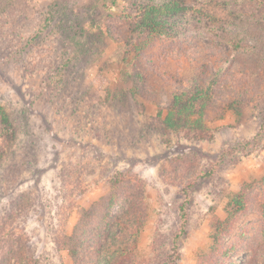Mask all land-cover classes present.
Returning <instances> with one entry per match:
<instances>
[{"label": "rangeland", "instance_id": "obj_1", "mask_svg": "<svg viewBox=\"0 0 264 264\" xmlns=\"http://www.w3.org/2000/svg\"><path fill=\"white\" fill-rule=\"evenodd\" d=\"M211 79L204 129L161 124ZM0 107V264H93L125 220L143 224L128 264H163L174 238L176 264L264 259V0H0Z\"/></svg>", "mask_w": 264, "mask_h": 264}, {"label": "trees", "instance_id": "obj_2", "mask_svg": "<svg viewBox=\"0 0 264 264\" xmlns=\"http://www.w3.org/2000/svg\"><path fill=\"white\" fill-rule=\"evenodd\" d=\"M162 10L169 11V7H164ZM152 12V11H151ZM147 16H153V14L149 13ZM233 49L235 51H239L241 49L246 48L248 45L246 43L242 44L240 42H232ZM224 83L226 85L230 84L234 87H239L240 78H236L241 73L233 69H227L224 71ZM214 79L210 80V84L206 87L197 86L194 89L183 88L178 91L173 98V103L170 106L166 115L162 116L160 112L158 114V120L161 122L163 126L168 129L179 131L183 129H188L191 132H197L205 127V116L206 112L209 109L210 105L213 103V94H212V85H216ZM0 116L3 121H8V116L6 112L0 107ZM186 193V197H187ZM232 205L234 206V211L231 212L224 221H217L218 228L224 230H228L235 220V218L243 212L245 209L244 198L241 196H235L232 200ZM262 226L264 229V205H262ZM181 223L182 229L185 225V208L181 207ZM125 225L124 230L128 233H131V238L122 245L117 246V250L112 252L111 254L100 253L99 255H95V260L92 262L93 264H128L127 262H132V256L134 255V251L138 247V241L140 238L141 229L143 227L142 222H136L131 225V223H127V221L122 222ZM122 224V225H123ZM219 233V231H218ZM10 233L8 231L2 230L0 233V240H5L6 237H9ZM61 248L66 249L74 261L79 260L82 250H81V241L74 230L72 235L68 236V234L62 235L60 239ZM99 246L101 249V245L95 246V252L99 250ZM178 243L177 238H174L171 245V251L167 255L163 264H176V260L178 258ZM30 264H37V261L34 259V256L30 258ZM255 264H264V259L262 261H257Z\"/></svg>", "mask_w": 264, "mask_h": 264}]
</instances>
